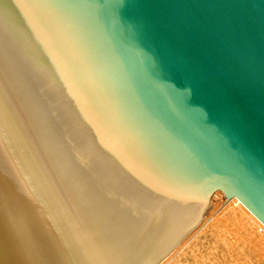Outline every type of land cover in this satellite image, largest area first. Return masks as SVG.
Masks as SVG:
<instances>
[{
    "label": "water",
    "instance_id": "obj_1",
    "mask_svg": "<svg viewBox=\"0 0 264 264\" xmlns=\"http://www.w3.org/2000/svg\"><path fill=\"white\" fill-rule=\"evenodd\" d=\"M0 88L74 264L264 225V0H0Z\"/></svg>",
    "mask_w": 264,
    "mask_h": 264
},
{
    "label": "bare ground",
    "instance_id": "obj_2",
    "mask_svg": "<svg viewBox=\"0 0 264 264\" xmlns=\"http://www.w3.org/2000/svg\"><path fill=\"white\" fill-rule=\"evenodd\" d=\"M1 111L0 108V114L4 116ZM3 137L0 135V158L4 159L8 153L6 145L9 140L6 136ZM12 167L13 163L11 165L8 163L7 166L0 161V264H44L46 261L48 264H73L65 262L70 259V254L60 249L61 247L57 249L54 246L56 240L52 242L53 239L49 238L53 245H49L48 250L42 249L44 241H41V234L40 236L37 234L40 232L36 222L41 221L40 224L43 225L44 220H40L39 217L44 212L38 211L39 200L36 198L35 202L31 196L29 198L32 204L26 203L22 210L25 201H18L17 198L27 190L20 191L23 188L21 186L23 176L20 173L19 177L13 179L14 170L19 169L17 166L15 169ZM224 200L220 191L213 192L209 198L210 206L199 222L168 248L154 264H264V225L236 198ZM37 213L40 216L37 217ZM45 229L51 231L47 228H44V231ZM57 256L67 258L60 262L55 259Z\"/></svg>",
    "mask_w": 264,
    "mask_h": 264
},
{
    "label": "rangeland",
    "instance_id": "obj_3",
    "mask_svg": "<svg viewBox=\"0 0 264 264\" xmlns=\"http://www.w3.org/2000/svg\"><path fill=\"white\" fill-rule=\"evenodd\" d=\"M0 108H1V112H3V114H4V116L3 115H1L0 114V123H1V125H2V129L0 128V135H1V137H3V136H6V138L9 140V142L7 143V149H8V153H6L5 155V158L3 159V158H0V161H1V163L3 162L4 164H6L7 166H8V163L11 165V163H13V165H14V167H12V168H14L15 169V166H17L18 168L17 169H19L18 171H16V169L14 170V172L13 173H15V174H12L13 176H12V178L14 179V177L16 178V177H19V174L20 173H22V179H23V182L21 181V186L23 187H20V191H22L23 189H24V191L25 190H27L21 197H18L17 198V200L19 201H21V202H23V200L25 201L24 202V204L22 205V204H20V205H22V206H24V207H22L23 209L22 210H24V208H25V206H26V203H31L32 204V201L30 200V198L32 199V197H33V199L32 200H34L35 202L37 201V200H35L36 198L39 200V201H37V208H38V211H40V213L41 212H44V214H42L41 216L40 215H38V213H37V217L38 216H40V217H43V218H40L39 217V219L40 220H44V221H42V224L43 225H41L40 223H41V221H40V223H38V222H36V225L38 226V231L40 232V233H37L39 236H40V234H41V241L43 240L44 242H42L43 244V248L42 249H44V251L46 250V248H47V250H48V248L50 247L49 245H53L52 243H51V241L52 242H54V240H56V242H54V246H56L57 247V249L58 248H60V249H62L63 251H65V252H68L69 254H70V252H69V250H68V247H67V245H66V243H65V240H64V238H63V235H62V233H61V231H60V228H59V226H58V224H57V221H56V219H55V216H54V214H53V212H52V209H51V207H50V204H49V202H48V200H47V197H46V195H45V193H44V190H43V188H42V185H41V183H40V181H39V178H38V176H37V173H36V171H35V169H34V166H33V164H32V162H31V159H30V157H29V154H28V152H27V150H26V147H25V145H24V142H23V140H22V138H21V135H20V133H19V131H18V128H17V126H16V123H15V121H14V119H13V116H12V114H11V111H10V109H9V107H8V104H7V102H6V100H5V97H4V95H3V92H2V90H1V88H0ZM2 116V117H1ZM2 130V131H1ZM2 133V134H1ZM4 138V137H3ZM10 143V144H9ZM11 145V146H10ZM14 161H13V160ZM18 160V161H17ZM11 161V162H10ZM19 162V163H18ZM16 163V164H15ZM16 175V176H15ZM22 193V192H21ZM31 193V194H30ZM34 193V194H33ZM33 194V195H32ZM27 195H29V196H27ZM17 196V195H16ZM25 196V197H24ZM31 196V197H30ZM30 197V198H29ZM35 197V198H34ZM23 198H25V199H23ZM27 200H28V202H27ZM30 201V202H29ZM39 203H41V204H39ZM42 206V207H41ZM20 209H21V206H20ZM41 210H44V211H41ZM39 213V214H40ZM46 219V220H45ZM48 219V220H47ZM49 221V222H48ZM46 222V223H45ZM51 225H50V224ZM45 224H48V225H45ZM45 225V226H44ZM41 226H43V227H40ZM49 226V227H48ZM50 227H51V229H50ZM43 228V229H42ZM44 228H47V229H49V230H51V231H47L46 229H45V231H44ZM55 228V229H54ZM42 229V230H41ZM41 230V231H40ZM53 230H56V231H53ZM42 231H44V232H42ZM54 232V233H53ZM56 232V233H55ZM43 234H44V236H43ZM55 234V236H52V235H54ZM45 238V239H44ZM53 239V240H51L50 241V239ZM47 243V244H46ZM49 243V244H48ZM51 243V244H50ZM55 243H57V245L55 244ZM44 244H45V246H44ZM61 245V246H60ZM53 246V247H54ZM63 246V247H62ZM45 247V248H44ZM56 247H54L55 249H56ZM59 249V250H60ZM62 250H60V251H62ZM62 251V252H63ZM56 255H59V254H57V253H55ZM59 258V259H58ZM60 258H64V259H60ZM67 257H60V256H57V257H55V259L56 260H59L60 262H62V261H65V259H66ZM70 259L72 260V261H70ZM70 259L68 258L65 262H72L73 264H74V262H73V259H72V257H71V254H70ZM62 260V261H61ZM69 260V261H68ZM58 261V263H60ZM47 262V263H46ZM46 262H44V264H48V261H46ZM71 264V263H70Z\"/></svg>",
    "mask_w": 264,
    "mask_h": 264
}]
</instances>
